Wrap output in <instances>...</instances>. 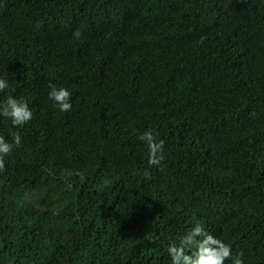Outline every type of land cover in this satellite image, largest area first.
Here are the masks:
<instances>
[{
    "label": "trees",
    "instance_id": "1",
    "mask_svg": "<svg viewBox=\"0 0 264 264\" xmlns=\"http://www.w3.org/2000/svg\"><path fill=\"white\" fill-rule=\"evenodd\" d=\"M0 75L33 110L0 170V264H169L196 221L264 264V0H0Z\"/></svg>",
    "mask_w": 264,
    "mask_h": 264
},
{
    "label": "clouds",
    "instance_id": "2",
    "mask_svg": "<svg viewBox=\"0 0 264 264\" xmlns=\"http://www.w3.org/2000/svg\"><path fill=\"white\" fill-rule=\"evenodd\" d=\"M73 38H80V31H73ZM47 98L52 107L60 112H67L72 108V91L64 86L48 82ZM9 88L6 76L0 75V92ZM33 117V110L29 101L23 96L5 95L0 99V118H7L11 127L7 133L0 132V170L5 167L6 160L14 149L21 146L22 136L19 129ZM139 141L146 148V160L149 166L161 167L165 159V139L152 129H145L138 136ZM167 254L169 264H244L241 253L233 254L232 244L196 221L183 234L168 243Z\"/></svg>",
    "mask_w": 264,
    "mask_h": 264
}]
</instances>
